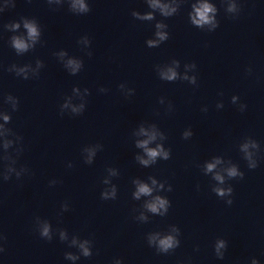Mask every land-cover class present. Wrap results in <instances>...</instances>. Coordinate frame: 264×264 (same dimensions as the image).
<instances>
[{"label": "clouds", "instance_id": "1", "mask_svg": "<svg viewBox=\"0 0 264 264\" xmlns=\"http://www.w3.org/2000/svg\"><path fill=\"white\" fill-rule=\"evenodd\" d=\"M14 6L15 5H13V7ZM150 6L153 9L159 8L161 14L165 17L171 16L173 13H175L177 11V9L175 7H173L169 4H161L159 2V0H150ZM71 8L72 9H78L80 13H88L90 11L89 5H88V3H85V0H71ZM192 8H193V12L190 14V20H191V23L193 25L200 27V28H202L204 25H211L213 28L217 27V22L215 21V16H214V14L216 12V8L212 4H210V3L206 2V0H204V2L199 3L198 5H192ZM227 10L229 12H236L237 11L236 4L230 3ZM0 11H2V9H0ZM132 15L134 17L140 19V20H149L150 21L154 18L153 14L151 12H149L143 16H141L138 12H133ZM22 19H23V27L27 31V40L23 37H18V36L12 37V46L16 49L17 53H23V52L28 51L29 48L32 47L37 42L38 38L40 37V31H39L35 21L25 19V18H22ZM5 27L9 28L12 31H15V30L20 28V24L19 23H10L8 25H5ZM155 27L157 29V31L155 32L156 39L147 40V46L149 48L158 47L162 42L166 41L169 38L168 32H164V31L160 30V29L167 27V25H165L163 23H157L155 25ZM29 41L31 43H29ZM78 43H83L85 45H88V44H90V40L88 39L87 36H85V37H82L81 40L78 41ZM65 55H66L65 52L59 53V56L61 58H63ZM88 55L91 56V52H88ZM172 63L174 66L166 67L165 69H163L159 72V77L161 80L173 82V81H176L178 79H181V80L188 81L190 84H193V85H195L197 83V77L195 75L188 76L187 74H184L183 76H181L177 72L176 68L179 67V61L173 60ZM37 66L38 67L43 66L42 61L37 60ZM64 66H65V68L70 70L71 74L75 75L76 73H78L82 69L83 61L80 59L69 58L65 62ZM185 67L188 69H195L196 65L194 63L186 64ZM9 71H11V70L9 69ZM249 71H250V69H249ZM21 73L24 74V79L27 80L28 79L27 69L26 68H20V69L16 70L17 76H19ZM122 87H123V85L121 84L120 88H122ZM74 91H78V89H74ZM100 91L105 92V91H107V89L101 88ZM85 92H88L87 88L85 89ZM237 100H239V97L232 96L231 101L233 104H236ZM8 102H11V107H12L13 111H15L18 107V103H19L18 99L9 94L5 97V103H8ZM160 102L162 103L163 100L161 99ZM60 107H61V114H63L64 109L69 108V107H71V112L75 115L81 114L85 109L84 104H80L79 106H71L69 103H64ZM216 107L222 108L223 103H218L216 105ZM245 107H246V105H243V104L239 105V108L241 111H243ZM203 110L207 111L206 108ZM10 119H11L10 115H8V114L3 115V120H4L5 124H7L10 121ZM9 131H10V129H5L4 125L0 124V135H4ZM140 131H141V134L148 136V139L137 141V144H136L137 147L142 148L144 150L146 157H147L146 159L144 157H141V156L136 157V159L139 161V163L141 165H144L147 167L149 165L155 164L157 161V158H160L162 160L170 159L171 150L170 149L165 150L163 145L157 144V146L155 148L148 147L149 143L156 140V138H157V133L155 131L148 133L143 128H141ZM192 135H193V132L191 130L185 131L182 134L184 139H188ZM11 143H12V141L5 140L3 147L5 149H7L11 145ZM249 146L250 145L248 143H245L241 146V150L246 153V158L249 161H251L252 154L248 152ZM251 147H253V148L257 147L256 143L252 142ZM97 148H102V145L97 144L96 147H86V148L82 149V152L87 153V156L84 159V162L86 164H92L93 158L96 156ZM3 159L7 160V159H9V157L5 156V157H3ZM218 163H220V161L218 159L213 163H208L206 165L205 172L206 173L213 172ZM68 167H72V164L69 163ZM248 167L250 169H255L257 167V165L255 162H250L248 164ZM12 171H14V169L11 167H9L7 169V172L3 175V179L5 181L10 179L9 173H11ZM109 171H111L112 174L115 175L114 171H112L111 169H109ZM226 172H227V177L229 179H234V178H238V177L242 179L244 176V173L241 171H238V169L235 166L226 169ZM16 176H17V178H19L20 173L17 172ZM213 179L215 181H217L220 185H223L225 183V177L218 172L215 173ZM55 183H56L55 180L50 181V184H52V185H54ZM103 183H108V180H104ZM134 183L137 186V190L135 191V193H133V196L135 199L139 200V198L142 195L143 196H151L152 195L153 188L150 187L148 184L141 183L139 180L134 181ZM152 184L157 185V181L155 179H152ZM158 187L163 188L164 184H160V185H158ZM171 190H172V188H171V186H169V191H171ZM212 191L218 197L224 198V197H231L233 189L231 186L214 187L212 189ZM116 195H117V189L115 186H113V188L110 192L104 191L101 193V199H103V200L115 199ZM226 203L231 205L232 200L229 198L226 201ZM145 207L149 212L163 216L168 212V209L170 207V202L168 199L157 195L153 198V200L147 202L145 204ZM67 210H68V204L65 203L62 205V211H67ZM140 219L145 220V219H147V217H145L143 214H141ZM35 223H36V227H37V230H38L41 238L46 239L48 241H51L53 239V229H52V225L50 224V222L47 220H42L39 217H36ZM58 232H59L60 241L61 242L66 241L68 238L67 231L64 229H59ZM173 232L176 233V235L168 234V235L161 236L158 232L149 234L148 238H147L149 246L155 245V247L159 253H168V252H170V250H174L180 244L179 239H177V236L180 234V230H179V228L174 227ZM71 244L72 245H78V248L80 251V256L90 257L92 255V250H91L92 241L91 240L84 239L83 241H78L76 238H73V240L71 241ZM226 247H227V242L224 239H217L216 240L215 245H214V251H215V255L217 256V258H219V259L224 258V250L226 249ZM3 251H4L3 247H0V252H3ZM80 256L74 255L71 252L65 253V259H68V260L74 261L76 259H79ZM115 264H122V261L117 259V260H115ZM251 264H259V262H258V260L253 258L251 260Z\"/></svg>", "mask_w": 264, "mask_h": 264}]
</instances>
